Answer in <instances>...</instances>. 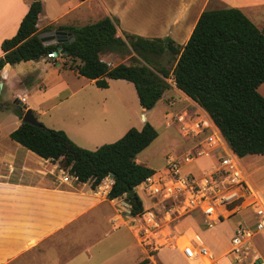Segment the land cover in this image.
Listing matches in <instances>:
<instances>
[{
	"label": "crops",
	"instance_id": "0c3cea01",
	"mask_svg": "<svg viewBox=\"0 0 264 264\" xmlns=\"http://www.w3.org/2000/svg\"><path fill=\"white\" fill-rule=\"evenodd\" d=\"M41 2L36 27L38 36L45 39L50 32L60 31L58 27H80L110 17L116 20L120 36L170 39L174 45L183 47L201 13L222 8L239 9L256 27L264 25V0ZM29 4L30 0H0V45L16 33ZM48 27L51 29L46 30ZM115 57L116 54L107 53L101 55V60L114 67ZM70 64L71 61L58 55L6 64L0 70L3 107L0 110V264H136L145 258L155 264L153 255L139 246L136 237V247L127 240L123 229L133 233L127 216L122 215L123 221L112 222L118 198L109 199L108 190L98 188L101 184H111V178L95 188L89 182L80 183L72 178L62 182L63 170L57 161L44 160L9 138L21 123L12 112L17 106L13 103L15 99L21 100L25 109L45 127L62 130L74 144L87 150L113 143L130 128L139 129L134 117L145 111L139 105L135 89L127 85L131 83L108 80V88L100 89L94 81L79 76ZM171 77L169 83L166 81L169 88L159 101L170 107L186 103L180 112L199 107L176 88ZM257 91L264 98V82ZM85 112L92 116H86ZM94 112L101 116L99 122L96 120L99 131L85 133L86 124L97 117ZM247 157L248 161L254 157L264 159V156ZM244 158H239V163L249 182L264 189L259 174L252 176V171L243 166ZM136 162L146 166L138 156ZM135 192L138 194L137 187ZM110 238L113 240L106 241Z\"/></svg>",
	"mask_w": 264,
	"mask_h": 264
},
{
	"label": "trees",
	"instance_id": "16d2710c",
	"mask_svg": "<svg viewBox=\"0 0 264 264\" xmlns=\"http://www.w3.org/2000/svg\"><path fill=\"white\" fill-rule=\"evenodd\" d=\"M41 10V0H30L16 33L0 45V70L6 64L37 61L60 47L77 74L94 81L97 88H108V80L131 83L140 107L148 111L169 88L165 79L170 72L159 61L169 52L175 61L171 75L176 88L206 112L231 152L237 158L264 156V98L257 91L264 82V34L239 9L203 11L183 47L170 39L120 36L116 20L110 17L80 27H58L72 40L45 46L36 27ZM107 53L127 56L129 64L110 67L101 60ZM12 112L21 119L24 110L15 106ZM156 136L145 122L140 130L130 128L115 142L91 151L42 123L35 127L21 122L9 134L17 144L44 160L57 161L61 170L80 183L89 182L91 188L111 177L107 197L125 195L132 215L141 211L135 188L153 172L136 159ZM136 264L153 263L145 258Z\"/></svg>",
	"mask_w": 264,
	"mask_h": 264
},
{
	"label": "built area",
	"instance_id": "2783aa9c",
	"mask_svg": "<svg viewBox=\"0 0 264 264\" xmlns=\"http://www.w3.org/2000/svg\"><path fill=\"white\" fill-rule=\"evenodd\" d=\"M46 57L56 56L49 53ZM165 126H174L180 137L192 142L191 146L183 154L168 156L161 168L136 186L139 213L131 214L132 206L125 195L117 197L112 222L127 216L138 244H150L153 251L165 247L179 250L189 264H216L191 225L181 226L179 232L174 229L191 214L199 216L209 229L239 215L224 256L233 264H264V254L257 246V240L264 244V189L251 185L239 158L201 108L193 106L191 111L177 113L165 120ZM200 160L206 165L196 171L194 164ZM69 178L76 180L63 171L60 180L67 182ZM112 182L98 188L109 192Z\"/></svg>",
	"mask_w": 264,
	"mask_h": 264
},
{
	"label": "rangeland",
	"instance_id": "374dc122",
	"mask_svg": "<svg viewBox=\"0 0 264 264\" xmlns=\"http://www.w3.org/2000/svg\"><path fill=\"white\" fill-rule=\"evenodd\" d=\"M69 1V0H64ZM262 27L257 26L258 29L262 30L261 32L264 34V25H260ZM160 66L167 69L171 72L174 66V58L171 56L169 52H165L160 58ZM113 63H127L129 64V60L127 56L116 55V57L112 60ZM171 75L167 79H165L168 83L171 81ZM131 87V90L134 91V86L132 84H127ZM137 97V96H136ZM186 105V103L176 104L170 107L164 101H159L152 109L145 111L144 114H140L134 117V122L136 126L142 128L145 122H148L156 131V138L154 141L139 155L138 159L145 164L148 168L157 170L161 168L165 164V159L170 155H180L185 153V151L191 146V141L188 139H184L180 137L177 133L176 128L174 126L166 127L165 120L169 117L180 112V108ZM133 107V104L132 106ZM193 108L189 109L191 111ZM130 112H132L130 110ZM93 113V112H92ZM97 114V117L89 124L85 126V133L89 128L93 130V124L96 125V120L99 122L101 120V116L98 115V112H94ZM139 114V113H138ZM82 114L81 117H83ZM85 115L91 117L92 115L85 112ZM144 116V119H142ZM84 119V117H83ZM39 122V121H38ZM133 122V118H132ZM40 123V122H39ZM91 133V132H90ZM116 141V140H115ZM114 141V142H115ZM91 151L94 150L93 148L90 149ZM249 157L242 159L241 162L243 166L247 169L252 171L251 175H255L256 173L259 174V178L262 179L260 182L264 181V159L260 157H254L248 161ZM206 165L205 160H200L194 164L196 167V171L202 169ZM66 172V171H65ZM261 184V183H259ZM239 216V215H238ZM231 217L229 219L223 220L218 224H215L213 228H207L201 222V218L199 216H194V214L188 215L182 218L179 221L178 228L174 229L175 232H179L181 226L191 225L194 230L197 232L198 236L203 241L204 246L211 252L213 257L216 259V264H233L231 263L229 257L224 256L227 248L229 247V239L232 235V231L235 226V222L239 217ZM163 222V221H162ZM161 222V224H162ZM174 227V226H173ZM163 229L166 231V227L163 226ZM127 232V240L135 245V235L127 231V229H123ZM130 231H132L130 229ZM133 232V231H132ZM113 239H109L106 241H110ZM141 248L145 249L146 252L149 251L153 252V257L155 259V264H189L186 262L183 257L181 256L179 250H173L169 248H161L158 251H153L151 249L150 244L147 245H139ZM257 246L259 249L264 250V244L257 240ZM261 246V248H260Z\"/></svg>",
	"mask_w": 264,
	"mask_h": 264
},
{
	"label": "water",
	"instance_id": "95a60500",
	"mask_svg": "<svg viewBox=\"0 0 264 264\" xmlns=\"http://www.w3.org/2000/svg\"><path fill=\"white\" fill-rule=\"evenodd\" d=\"M47 37H49V38L45 39V38L39 37L41 39V42L45 46L53 45V44L68 43L72 40V38L69 34L62 32V31L50 32L49 36H47ZM52 53L54 54V56L66 54L63 50H61L60 47H57V50L52 52ZM1 86H2V84L0 83V88H1ZM13 103L17 106H20L22 109H24V113L22 115L21 122L30 124V125L35 126V127H40V123L36 120V118L34 117V115L32 114V112L29 109H25L22 101L15 99L13 101ZM143 119H144V117H143Z\"/></svg>",
	"mask_w": 264,
	"mask_h": 264
},
{
	"label": "bare ground",
	"instance_id": "6f19581e",
	"mask_svg": "<svg viewBox=\"0 0 264 264\" xmlns=\"http://www.w3.org/2000/svg\"><path fill=\"white\" fill-rule=\"evenodd\" d=\"M95 124V123H94ZM93 124V130L92 129H88L86 132H92V131H95V132H98L99 131V127H98V125L96 124V125H94ZM84 130V129H83ZM85 131V130H84Z\"/></svg>",
	"mask_w": 264,
	"mask_h": 264
}]
</instances>
